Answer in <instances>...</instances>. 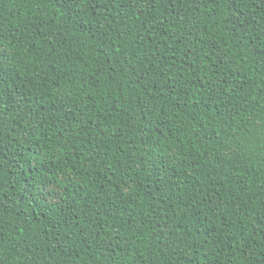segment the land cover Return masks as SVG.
Listing matches in <instances>:
<instances>
[{"label":"trees","instance_id":"obj_1","mask_svg":"<svg viewBox=\"0 0 264 264\" xmlns=\"http://www.w3.org/2000/svg\"><path fill=\"white\" fill-rule=\"evenodd\" d=\"M0 264H264V0H0Z\"/></svg>","mask_w":264,"mask_h":264}]
</instances>
